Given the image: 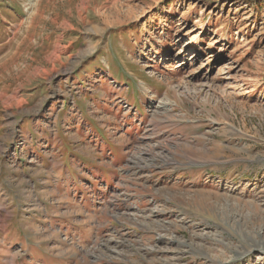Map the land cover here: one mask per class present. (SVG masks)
I'll list each match as a JSON object with an SVG mask.
<instances>
[{"label":"rangeland","instance_id":"1","mask_svg":"<svg viewBox=\"0 0 264 264\" xmlns=\"http://www.w3.org/2000/svg\"><path fill=\"white\" fill-rule=\"evenodd\" d=\"M0 264H264V0H0Z\"/></svg>","mask_w":264,"mask_h":264}]
</instances>
